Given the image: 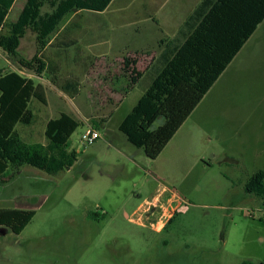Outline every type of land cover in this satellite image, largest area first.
Instances as JSON below:
<instances>
[{
	"label": "rangeland",
	"instance_id": "1",
	"mask_svg": "<svg viewBox=\"0 0 264 264\" xmlns=\"http://www.w3.org/2000/svg\"><path fill=\"white\" fill-rule=\"evenodd\" d=\"M25 2L17 0L9 23L17 21ZM33 36L29 31L21 44L28 60L37 51ZM255 39L236 74L205 96L154 161L112 139L122 136L118 125L148 80L117 109L99 111L89 102L108 94L94 87L92 70L81 78L80 95L71 97L48 81V73L39 78L22 70L0 50V73L15 71L47 87L48 105L31 103L34 124L17 127L25 142L47 145V121L62 112L81 121L68 142L77 153L72 168L50 175L24 166L0 178V210L35 212L21 234L0 232V264L264 262L263 203L244 190L249 177L264 169V25ZM90 65L61 62L62 81L85 75ZM102 120L110 121V132ZM86 123L101 133L90 146L81 143ZM159 195L160 205L147 213ZM175 210L166 229L156 232L153 222L160 228L162 215Z\"/></svg>",
	"mask_w": 264,
	"mask_h": 264
},
{
	"label": "trees",
	"instance_id": "2",
	"mask_svg": "<svg viewBox=\"0 0 264 264\" xmlns=\"http://www.w3.org/2000/svg\"><path fill=\"white\" fill-rule=\"evenodd\" d=\"M15 1L0 0V50L18 64L20 69L42 78L48 73L49 80L60 91L71 97L77 96L79 84L73 80L59 82L56 67L47 64L44 51L67 16L80 9L103 11L112 0H27L17 21L9 23L7 18ZM246 2L244 24L240 20L242 32L232 35L234 39L229 38L230 47L225 54V49L220 48L218 42L217 46L211 47L214 42L204 34L202 26L193 38L201 40L200 46L192 51V41H189L187 47L158 73L146 93L120 124L119 131L127 141L142 149L149 159H158L258 25L264 21V0ZM215 18L209 16L205 25L212 23ZM236 18L233 10L229 20L235 31ZM213 25V39H218V22L213 21ZM29 31L35 35L37 48L30 60L19 51L22 40ZM132 62L136 63L126 60L124 72L130 73V83L135 85L141 74L132 68ZM34 100L47 105L46 89L42 84H36L34 80L15 71L0 73V178L7 172L20 170L24 166L55 175L72 168L77 161V153L69 151L68 142L80 127L81 121L67 113L62 112L59 117L47 123V145L30 144L22 139L17 127L34 124L36 118L31 109ZM244 190L246 194L259 198L264 207V169L249 177ZM34 216V211L0 210V231L9 229L19 235ZM91 217L94 219V215Z\"/></svg>",
	"mask_w": 264,
	"mask_h": 264
},
{
	"label": "crops",
	"instance_id": "3",
	"mask_svg": "<svg viewBox=\"0 0 264 264\" xmlns=\"http://www.w3.org/2000/svg\"><path fill=\"white\" fill-rule=\"evenodd\" d=\"M246 3V0H112L103 11L80 9L76 13L67 16L46 47L44 59L47 64H53L56 67L59 82H63L60 76L61 62L68 61L73 64H83L84 68L87 64H91L88 66L85 75L71 78L79 84L78 95L82 92L81 78L89 77L87 72L92 70L94 79H96L94 87L100 88L101 91L106 89L107 91L104 94H108V97L105 96L103 100H98V102L90 101L89 105L99 111H112L123 104L144 80H148L145 82V87L148 89L158 73L167 63L173 61L183 48L187 47L189 41H192V51L193 48H198L201 40L199 38L193 40V38L196 31L202 26H204V34L214 42L211 47L217 46L218 42L220 48L225 49L223 51L225 54L230 47L228 45L229 38L232 35L240 34V31L242 32L240 20L244 24ZM25 4L26 2L23 4L22 10ZM233 10L237 15L236 31L230 26L229 20ZM209 16H215L216 18L211 21L212 23L205 25ZM213 21L218 22V25H216V28H218L216 33L219 34L218 39H213V32L215 31ZM263 25L264 21L258 25L253 35L219 76L207 95L221 86L222 80L228 75L236 74L238 62L252 51L257 43L255 38ZM33 37L35 38V35ZM19 51L21 54V50ZM222 56L224 57V55ZM126 60L136 61L135 64L132 62L131 66L141 74V78L135 85L130 83V73L124 72ZM107 77L111 78L109 82L106 81L108 83H105ZM48 81L51 82L49 75ZM42 85L46 89L47 96V87L44 84ZM52 85L59 90L54 84ZM82 120L87 122L89 119L83 117ZM109 122V120H102L99 124L110 132ZM86 126L89 127L90 125L86 123ZM95 129L98 130V128ZM117 137L112 139L129 143L123 134ZM136 149V155L144 153L142 149ZM160 201L159 195L149 203L146 212L148 213L151 209L158 207ZM175 214L176 210L168 216L162 215V222L159 223L160 228L156 226L157 222L154 221L155 231L162 232L165 230Z\"/></svg>",
	"mask_w": 264,
	"mask_h": 264
},
{
	"label": "built area",
	"instance_id": "4",
	"mask_svg": "<svg viewBox=\"0 0 264 264\" xmlns=\"http://www.w3.org/2000/svg\"><path fill=\"white\" fill-rule=\"evenodd\" d=\"M100 138L101 133L93 127H89L81 136V143L83 146H90L96 141H98Z\"/></svg>",
	"mask_w": 264,
	"mask_h": 264
},
{
	"label": "water",
	"instance_id": "5",
	"mask_svg": "<svg viewBox=\"0 0 264 264\" xmlns=\"http://www.w3.org/2000/svg\"><path fill=\"white\" fill-rule=\"evenodd\" d=\"M0 232H3V231H0Z\"/></svg>",
	"mask_w": 264,
	"mask_h": 264
}]
</instances>
